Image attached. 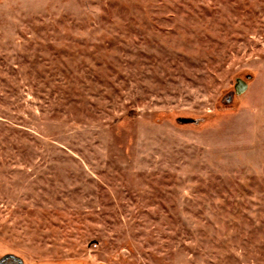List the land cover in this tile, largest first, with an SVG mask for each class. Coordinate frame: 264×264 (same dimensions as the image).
<instances>
[{"label":"rangeland","instance_id":"374dc122","mask_svg":"<svg viewBox=\"0 0 264 264\" xmlns=\"http://www.w3.org/2000/svg\"><path fill=\"white\" fill-rule=\"evenodd\" d=\"M15 261L264 264V0H0Z\"/></svg>","mask_w":264,"mask_h":264},{"label":"water","instance_id":"95a60500","mask_svg":"<svg viewBox=\"0 0 264 264\" xmlns=\"http://www.w3.org/2000/svg\"><path fill=\"white\" fill-rule=\"evenodd\" d=\"M243 88H244V85H243V84H241V85H240V89H241V90H243Z\"/></svg>","mask_w":264,"mask_h":264},{"label":"trees","instance_id":"16d2710c","mask_svg":"<svg viewBox=\"0 0 264 264\" xmlns=\"http://www.w3.org/2000/svg\"><path fill=\"white\" fill-rule=\"evenodd\" d=\"M16 262V261H15ZM15 264H18L17 262Z\"/></svg>","mask_w":264,"mask_h":264}]
</instances>
